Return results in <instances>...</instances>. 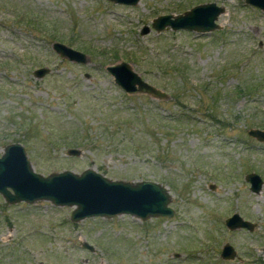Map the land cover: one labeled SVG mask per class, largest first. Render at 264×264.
I'll list each match as a JSON object with an SVG mask.
<instances>
[{"label":"rangeland","instance_id":"374dc122","mask_svg":"<svg viewBox=\"0 0 264 264\" xmlns=\"http://www.w3.org/2000/svg\"><path fill=\"white\" fill-rule=\"evenodd\" d=\"M204 2L224 7L219 28L142 33L157 15ZM54 41L88 60L61 57ZM120 61L167 97L125 92L106 70ZM39 67L50 71L36 77ZM251 127L264 129V12L257 6L0 0V155L19 142L43 175L92 168L112 180L156 181L174 209L170 217L74 222L75 205L8 204L0 194V264H264V142L247 133ZM250 172L263 180L257 193L245 179ZM233 212L253 229H228ZM225 242L235 258L220 257Z\"/></svg>","mask_w":264,"mask_h":264},{"label":"water","instance_id":"95a60500","mask_svg":"<svg viewBox=\"0 0 264 264\" xmlns=\"http://www.w3.org/2000/svg\"><path fill=\"white\" fill-rule=\"evenodd\" d=\"M115 3L136 4L139 0H111ZM264 12V0H245ZM224 7L215 2L198 3L185 11L173 14L164 13L154 17L151 26L144 25L142 33L151 28L157 32L171 29H185L205 33L219 28L216 19ZM52 48L70 61L85 63L87 55L61 41H54ZM106 70L113 76L114 82L127 93H145L153 97L166 98L167 94L142 77L126 61L112 63ZM48 67H39L33 71L36 77L48 73ZM247 133L260 142H264V129L251 127ZM68 155H79L77 148L67 149ZM250 190L260 191L263 180L256 172L245 175ZM0 194L8 204L20 201L33 203L49 200L54 205H75L70 220L77 222L91 216L110 218L119 214H130L140 219L149 217H170L174 209L169 206L170 193L164 185L152 180L136 182L112 180L102 173L86 168L81 173L72 170L51 172L43 175L36 172L19 142L8 143L0 155ZM255 223L233 212L225 219L228 229L246 228L252 230ZM89 249L92 246L84 242ZM237 255L235 247L225 242L220 250L222 259H233Z\"/></svg>","mask_w":264,"mask_h":264},{"label":"trees","instance_id":"16d2710c","mask_svg":"<svg viewBox=\"0 0 264 264\" xmlns=\"http://www.w3.org/2000/svg\"><path fill=\"white\" fill-rule=\"evenodd\" d=\"M29 22H31V23H33V25H35L36 24V22L38 23V21H29Z\"/></svg>","mask_w":264,"mask_h":264},{"label":"flooded vegetation","instance_id":"af4514ba","mask_svg":"<svg viewBox=\"0 0 264 264\" xmlns=\"http://www.w3.org/2000/svg\"><path fill=\"white\" fill-rule=\"evenodd\" d=\"M253 223V222H252Z\"/></svg>","mask_w":264,"mask_h":264}]
</instances>
